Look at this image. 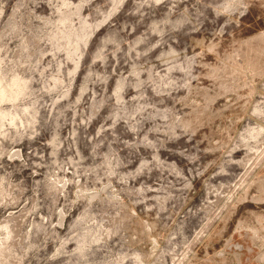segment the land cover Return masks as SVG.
Segmentation results:
<instances>
[{
    "label": "rangeland",
    "instance_id": "374dc122",
    "mask_svg": "<svg viewBox=\"0 0 264 264\" xmlns=\"http://www.w3.org/2000/svg\"><path fill=\"white\" fill-rule=\"evenodd\" d=\"M0 264H264V0H0Z\"/></svg>",
    "mask_w": 264,
    "mask_h": 264
}]
</instances>
